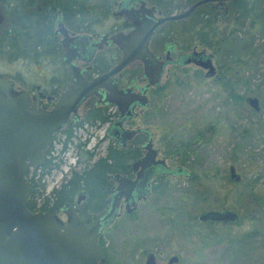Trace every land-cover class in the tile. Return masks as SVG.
<instances>
[{"label": "flooded vegetation", "instance_id": "af4514ba", "mask_svg": "<svg viewBox=\"0 0 264 264\" xmlns=\"http://www.w3.org/2000/svg\"><path fill=\"white\" fill-rule=\"evenodd\" d=\"M140 1H143L145 9L154 8L152 12L154 18L170 15L163 13L148 0H136L131 5L125 4L124 8L136 11L139 9ZM15 3V6H11ZM120 3L121 0L111 2L110 11L105 19L85 30L86 22L81 19L80 12L73 17L71 23L66 20L59 8H55V0H15L14 3L12 0H0V42L9 36V31L13 30L15 33L17 31L18 35L13 39L15 50L9 47V44H4L1 48L0 62L21 63L22 69L24 68L23 75L18 71L0 79L11 81L14 91L26 92L31 110L44 108L51 111L71 83V66L77 70L83 82L91 83L97 77L108 73L120 60L121 52L114 44V34L125 35L133 30L130 21L117 14ZM207 6L210 11L221 13L219 8L211 10L210 5ZM168 23L171 22L161 24L153 32L147 45L148 52L156 62L164 64L157 86L149 84L139 60L130 62L104 83L115 88L116 92L124 91L132 97H143L146 100V107L141 108L138 103H134L132 116L121 117L116 105L101 102L108 94L104 88L97 90L102 97L101 100L100 96L94 94L84 98L77 106L75 115L70 114L65 125L52 135L42 164L27 171L28 173L30 171V175L26 180H30L32 176V181L40 188L43 187L41 182L47 176L55 181V187L46 197V206L39 205L32 212L50 213L62 222L66 221L65 212H72L78 217L79 222L88 225L91 224L93 217H103L108 212L116 190L121 188L117 201V216L101 230L99 240L122 213L131 215L141 202L149 198L154 180L164 177H182L186 181L191 179L190 173L183 166L185 160H181L180 165L176 167H168L163 158H158L150 130L131 125L132 121L149 106V96L161 92L163 78L167 80L166 83L172 81L174 69L193 65L180 64L184 56L197 52L193 47L189 49L190 42L187 41L186 45H183L182 42L174 40L171 32L162 34ZM71 25L77 27L73 28ZM59 29H62L68 38L86 36L89 38L88 44H96L87 62L83 59L88 56L90 45L82 46L78 50H83L82 52L74 53L80 59H70L68 63L63 60L65 51L61 46L63 36L58 33ZM13 53L15 59H8ZM40 66L48 70L45 71L44 68L41 71ZM200 70L203 71L204 78H215L219 83L220 78L217 77L216 71L214 76L207 78L206 71ZM16 83L20 84L21 89L15 88ZM124 132L132 134L127 137L123 135ZM89 139L97 140L95 149L105 144L103 155L96 160H93L94 154L87 150ZM149 150L154 153L153 160L145 161ZM158 162L164 167L155 165ZM53 172L55 174H52ZM146 177L148 179L144 181ZM136 197L135 208L126 214L125 205L131 207ZM59 198H62L60 199L62 202L55 206ZM149 254L153 256L156 264L154 255ZM170 257L172 256L168 259Z\"/></svg>", "mask_w": 264, "mask_h": 264}, {"label": "rangeland", "instance_id": "374dc122", "mask_svg": "<svg viewBox=\"0 0 264 264\" xmlns=\"http://www.w3.org/2000/svg\"><path fill=\"white\" fill-rule=\"evenodd\" d=\"M173 2L174 8L169 14L190 5L184 1ZM218 25L220 29L225 25L230 28V23L224 21ZM188 44L189 49L193 47L197 52L211 55V51L197 41ZM212 64L217 73L218 63L214 57ZM44 68L40 66L39 70ZM23 69L21 63L0 62V78L18 71L23 75ZM253 69L256 73L252 75V71L243 66L234 67L238 80L246 82L245 85L237 84L236 94L245 98L256 97L245 90L253 89L257 84L259 91L264 93V82L260 84L264 78V63L255 64ZM172 74L173 82L166 83L167 80L162 79L161 92L149 96V106L131 125L150 130L158 158H163L168 167H176L185 160L183 166L191 179L164 177L154 180L149 198L141 202L131 215L122 213L99 238L98 245L109 264H143L149 253L154 255L156 264H165L169 256L177 257L175 264H242L233 263L226 250L228 240L249 228L241 219L246 215L245 201L235 198L237 186L229 179L228 170L233 167L240 178L247 175V164L234 162V159H244V155L236 154L233 148L240 142L241 130L247 129L249 123H264V101L256 97L259 112L253 116L245 102L233 103L216 79L204 78L203 71L197 67L176 68ZM15 88L21 89L20 84L16 83ZM246 139L240 142L242 152L251 150L257 164L261 163L260 183L264 185V149L255 142L244 147ZM96 142V139H89L87 145V150L94 154L93 160L104 153L105 144L95 149ZM54 182L48 176L41 182L43 187L37 188L33 199L36 208L55 187ZM208 210L234 211L239 224H210L196 220L198 214Z\"/></svg>", "mask_w": 264, "mask_h": 264}, {"label": "water", "instance_id": "95a60500", "mask_svg": "<svg viewBox=\"0 0 264 264\" xmlns=\"http://www.w3.org/2000/svg\"><path fill=\"white\" fill-rule=\"evenodd\" d=\"M136 0H121L117 14L130 21L133 30L123 35L114 34V44L121 52L118 63L108 73L97 77L91 83H85L75 68L72 69L71 83L66 92L61 95L51 111L31 110L29 96L24 91L16 92L12 82L0 79V264H108L98 245V236L102 229L108 226L117 216V201L121 188L116 190L113 203L103 217H93L91 224L79 222L72 212L67 213L66 221H60L56 216L46 212H32L26 203L31 194V188L26 180L30 168L40 166L51 143L52 135L67 122L70 114L75 115L79 103L94 94L100 96L97 90L104 88L108 94L101 100L103 103L118 107L121 117L132 116L134 103L141 108L146 107V100L132 97L127 92H116V89L105 85L109 77L134 60L143 65L144 76L151 86L158 85L162 71V63L156 62L148 52L147 45L153 32L163 23L178 22L187 19L197 8L210 5L211 10H219L224 17L227 13V3L232 0H196L187 8L176 13L154 18V8L147 10L140 1L139 9L132 11L124 5L133 4ZM58 33L63 36L61 46L65 51L63 60L80 59L74 53L82 46L90 45L86 36L68 38L62 29ZM96 44L89 47L87 62ZM86 53V54H87ZM181 65L193 63L205 70V77L215 75L216 68L212 64V55L193 52L184 56ZM247 106L254 112L259 111L255 97L246 98ZM132 133L124 132L123 135ZM148 149V146H147ZM154 153L149 150L144 160H153ZM155 165L164 167L161 162ZM229 179L239 181L233 167H229ZM152 173H150L151 175ZM173 175V173H172ZM117 181L121 179L114 178ZM146 177L145 180H147ZM134 199L131 207L125 205V213L129 214L135 208ZM197 221L210 224H230L238 222L234 211L208 210L197 215ZM177 257L172 256L166 264H175ZM144 264H155L152 255H147Z\"/></svg>", "mask_w": 264, "mask_h": 264}, {"label": "trees", "instance_id": "16d2710c", "mask_svg": "<svg viewBox=\"0 0 264 264\" xmlns=\"http://www.w3.org/2000/svg\"><path fill=\"white\" fill-rule=\"evenodd\" d=\"M113 1L116 0H55V8H59L66 20L71 23L73 17L80 12L81 19L86 22L85 30H89L105 19ZM173 1L148 0L150 4L155 5L165 14H169L173 10ZM175 1L191 4L196 0ZM12 2L14 3L15 0ZM15 5L16 3L11 6ZM221 21L230 23V28L228 29V25H225L220 29L218 23ZM246 23L248 25H245ZM9 32V36L0 42V50L4 44H9V47L16 49L13 39L18 36L17 31L16 33L13 30ZM170 32L174 40L182 42L183 45H186L187 41L194 40L201 47L209 49L211 55L217 60V77L220 78L219 85L225 91L226 96L237 105L246 101L245 97L235 93L237 84L244 83L245 85L246 82H240L238 72L233 69L235 66H243L247 70H251L253 75L256 73V69H253L254 65L264 63V41H262L264 39V0H232L227 3V13L224 17L222 13L212 12L207 5H203L188 19L166 24L162 34ZM17 54L19 55L18 52ZM8 59L14 60V53ZM263 82L264 78L260 84ZM259 90V84H257L253 89L247 88L245 92L264 101V93ZM250 112L254 116L259 111L251 110ZM255 124L257 126L249 131V128L251 129ZM247 126V129L241 130L240 142L247 138L244 147L255 142L261 144L264 149V123L258 121L253 124L249 123ZM240 142L235 143L233 149L236 154L244 155V159H234V162H245L247 175L244 178L239 177V181L234 182L237 186L235 198L237 201H245L246 215L242 216L241 219L248 223L249 228L240 233L238 237L228 240L226 250L229 252V257L233 263L264 264V185L260 183L262 173L259 167L261 163L257 164L256 157L251 150L242 152ZM27 176L28 172L26 173ZM32 180V176H30V180H27L31 194L26 207L30 211H35L36 205L33 199L37 194L38 184ZM60 199L62 198L55 202V206L62 202ZM46 204L47 199H44L40 206H46ZM238 224L239 222L235 226ZM254 257H257L258 260L253 261Z\"/></svg>", "mask_w": 264, "mask_h": 264}]
</instances>
